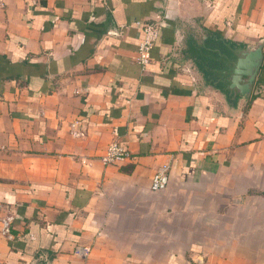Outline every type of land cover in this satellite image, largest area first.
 Here are the masks:
<instances>
[{"label":"crops","instance_id":"crops-1","mask_svg":"<svg viewBox=\"0 0 264 264\" xmlns=\"http://www.w3.org/2000/svg\"><path fill=\"white\" fill-rule=\"evenodd\" d=\"M0 264H264V0H0Z\"/></svg>","mask_w":264,"mask_h":264},{"label":"built area","instance_id":"built-area-1","mask_svg":"<svg viewBox=\"0 0 264 264\" xmlns=\"http://www.w3.org/2000/svg\"><path fill=\"white\" fill-rule=\"evenodd\" d=\"M145 39L139 47V62L146 64L149 60L148 53L153 45V41L157 36V31L154 26H147L144 29ZM130 153L122 146L112 143L108 146L104 157L102 158L105 164H113L118 161L130 159ZM169 181V175L166 167L157 171L151 178L150 189L153 192H159L166 189Z\"/></svg>","mask_w":264,"mask_h":264},{"label":"water","instance_id":"water-1","mask_svg":"<svg viewBox=\"0 0 264 264\" xmlns=\"http://www.w3.org/2000/svg\"><path fill=\"white\" fill-rule=\"evenodd\" d=\"M262 44L238 52V59L230 74L229 89L238 91L242 96L250 95L257 73L263 61Z\"/></svg>","mask_w":264,"mask_h":264}]
</instances>
